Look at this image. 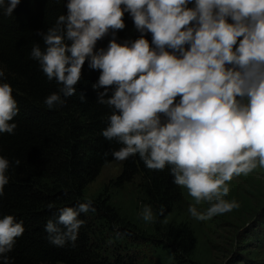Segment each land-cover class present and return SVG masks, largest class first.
Listing matches in <instances>:
<instances>
[{
    "label": "clouds",
    "instance_id": "9594fccd",
    "mask_svg": "<svg viewBox=\"0 0 264 264\" xmlns=\"http://www.w3.org/2000/svg\"><path fill=\"white\" fill-rule=\"evenodd\" d=\"M20 2L0 0V13L11 16ZM65 8L54 26L37 33L44 47L33 43L29 52L60 85L44 105L55 109L76 94L87 61L100 72L92 85L102 89L97 102L112 110L101 134L121 145L113 158L138 154L148 169L171 166L174 184L197 202L214 201L204 213L189 205L198 220L238 207L225 199L227 182L264 168V0H66ZM125 13L140 35L118 42ZM109 34L107 46L98 48ZM12 93L0 67V133L17 127ZM10 166L0 155V197ZM89 211H95L90 199L58 209L45 224L48 241L74 246L80 214ZM140 215L154 220L150 205ZM24 231L22 219L0 218V264H14L8 253Z\"/></svg>",
    "mask_w": 264,
    "mask_h": 264
},
{
    "label": "trees",
    "instance_id": "16d2710c",
    "mask_svg": "<svg viewBox=\"0 0 264 264\" xmlns=\"http://www.w3.org/2000/svg\"><path fill=\"white\" fill-rule=\"evenodd\" d=\"M65 3L21 0L11 16L0 13V67L5 68L19 107L13 118L17 125L14 132L0 133V155L11 165L9 183L0 197V218L14 215L25 227L8 255L14 264H138L142 260L139 245H148L167 251L173 264H193L198 250L196 234L189 224L172 219L185 204L181 186L173 183L171 166L148 169L138 154L124 160L114 185L123 189L136 184L142 202L153 210L151 234L124 218L105 190L90 199L94 212L80 214L84 224L74 246L57 247L47 239L46 221L54 219L60 208L89 200L85 198L88 186L117 160L111 152L121 147L101 134L112 110L97 102L102 89L92 85L100 72L90 69L87 61L75 95L52 110L43 103L60 85L47 79L29 52L33 43L44 47L37 33L55 25L57 17L66 12ZM123 19L125 28L117 30L118 42L137 39L140 33L132 17L125 13ZM110 38V34L105 36L97 47H106ZM146 38L151 43V33ZM108 236L116 239L114 244L109 245ZM256 241L264 247V239L257 236ZM245 259L246 264H259Z\"/></svg>",
    "mask_w": 264,
    "mask_h": 264
},
{
    "label": "rangeland",
    "instance_id": "374dc122",
    "mask_svg": "<svg viewBox=\"0 0 264 264\" xmlns=\"http://www.w3.org/2000/svg\"><path fill=\"white\" fill-rule=\"evenodd\" d=\"M123 162L116 160L104 167L98 179L88 186L85 198H95L107 190L123 217L140 230L151 234L153 221L147 222L140 215L145 205L136 184L123 189L114 185ZM227 184L229 193L225 199L236 201L238 207L198 220L188 212L189 205L204 213L214 201L197 202L187 188L181 186L185 204L172 219L189 224L196 234L198 250L193 264H246L245 258L264 264V247L260 241H256L257 236L264 239V168L257 166L246 175H234ZM107 239L109 245L116 241L112 236ZM138 251L142 253V260L138 264H173L174 261L167 251L153 246L139 245Z\"/></svg>",
    "mask_w": 264,
    "mask_h": 264
}]
</instances>
